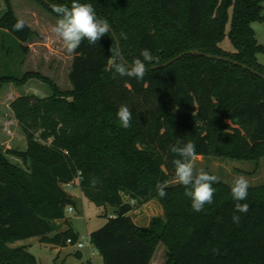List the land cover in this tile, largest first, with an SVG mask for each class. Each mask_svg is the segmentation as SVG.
<instances>
[{"label":"trees","instance_id":"obj_1","mask_svg":"<svg viewBox=\"0 0 264 264\" xmlns=\"http://www.w3.org/2000/svg\"><path fill=\"white\" fill-rule=\"evenodd\" d=\"M60 18L44 0H35ZM71 5L72 0H45ZM91 3L98 17L114 30L128 64L149 49L159 63L145 62L143 80L105 71L110 49L117 43L109 32L96 44L85 39L75 51L69 74L71 91L63 92L40 74L0 76L3 84L45 81L52 95L19 97L12 104L27 138L25 153H14L27 170L10 163L0 151V264H39L27 247L13 244L40 238L43 244L65 248L79 242L67 219L77 202L67 186L79 182L89 202L114 209L113 217L90 234L103 264H151L160 244L167 264H264V185L248 189L249 211L240 223L231 216L235 201L230 185L219 181L214 202L195 212L185 187L177 184L170 145L180 139L196 145V157L232 160L264 158V75L258 56L264 52L252 27L264 21V0H78ZM0 31L26 44L37 34L26 24L14 31L19 19L11 0ZM234 7L229 37L235 48L221 47L227 37L229 8ZM122 34L127 35L124 39ZM200 52L233 62L185 55L172 65L152 70L181 54ZM124 62L120 55L114 58ZM237 63V64H236ZM121 104L132 112L131 126H120ZM95 179V186L91 181ZM167 181V195H157L156 183ZM131 202L156 200L164 219L146 227L134 223ZM70 228L60 232L59 222ZM87 264H92L91 262Z\"/></svg>","mask_w":264,"mask_h":264},{"label":"rangeland","instance_id":"obj_2","mask_svg":"<svg viewBox=\"0 0 264 264\" xmlns=\"http://www.w3.org/2000/svg\"><path fill=\"white\" fill-rule=\"evenodd\" d=\"M11 3L16 16L23 19L37 36L32 42L26 44L29 52L24 55L21 43L10 36L7 38L0 31V76L22 77L26 73L40 74L41 77L56 84L61 91H71L69 74L75 52L67 53L62 40L51 31L58 18L50 15L35 0H11ZM5 12V0H0V20ZM228 14L227 37L221 47L228 52H234L235 48L229 37L234 15L233 6L229 8ZM252 27L256 39L264 47V21L254 23ZM258 59L261 64H264V52L258 56ZM52 93L50 86L40 79H31L25 85L3 84L0 80V151L10 163L22 170H27L28 165L14 153H25L28 143L26 135L15 118L12 104L19 97L35 95L45 98ZM193 163L197 170L203 168L210 174L217 175L219 181L228 185H231L234 177L238 175L247 177L252 187L264 185V158L241 161L224 157L197 156ZM172 184L178 183L173 181ZM68 193L77 202V207L74 213L67 216L70 218L71 226L79 234V242L87 243L83 250L77 245H68L61 249L55 245L43 244L40 238L19 241L12 247L26 246L39 264H86L88 262L100 264L102 256L91 244L90 234L102 228L108 219L113 217L114 209L100 208L89 202L82 195L79 182L69 189ZM124 199L125 202L134 206L130 216L138 226L146 228L153 220L164 219L165 213L158 201L153 200L145 205H139L131 202L128 197ZM78 252L84 255L83 259L77 257ZM168 253L167 247L160 244L151 264H167Z\"/></svg>","mask_w":264,"mask_h":264},{"label":"clouds","instance_id":"obj_3","mask_svg":"<svg viewBox=\"0 0 264 264\" xmlns=\"http://www.w3.org/2000/svg\"><path fill=\"white\" fill-rule=\"evenodd\" d=\"M52 7L60 18L56 21L51 31L62 40L69 54L74 53L85 39H87L89 44H96L111 31L109 22L97 16L91 3H80L78 0H72L70 6L60 4ZM12 27L14 31H23L26 23L23 19H17ZM122 35L124 39H127L126 34ZM110 52L114 58L120 55L119 48L110 49ZM140 56L143 59L136 58L130 65L124 62H117L114 58L109 59L104 70H114L121 77L127 76L138 81L143 80L148 71L145 62L155 61L159 63V58L154 57L147 48L141 50ZM116 116L121 127L127 129L131 126L132 112L126 104L119 106ZM170 151L179 157L173 161L175 181L185 187L184 194L191 199L192 210L195 212L204 211L205 205H211L214 202L213 198L216 189L213 184L219 182V177L215 174H210L203 168L196 169L193 161L197 153L196 145L193 141L189 140L185 143L178 139L176 144L170 145ZM91 183L95 186L97 181L93 179ZM155 187L160 198L166 197L167 181H158ZM230 187L232 198L235 201L231 219L234 224H239L241 219L239 214H246L249 211L250 206L247 203H240V201L247 199L250 182L244 175H238L234 177Z\"/></svg>","mask_w":264,"mask_h":264},{"label":"water","instance_id":"obj_4","mask_svg":"<svg viewBox=\"0 0 264 264\" xmlns=\"http://www.w3.org/2000/svg\"><path fill=\"white\" fill-rule=\"evenodd\" d=\"M44 2L49 5L50 7H52L53 5L50 4L49 2L45 1ZM53 8V7H52ZM111 28V27H110ZM110 33L113 35L114 39L116 40V43H117V48H119V51H120V57L121 59L124 61V63L128 64V62L124 59L123 55H122V52H121V46H120V43L118 41V38L114 32V30L111 28V31ZM185 55H195V56H205L209 59H215V60H219V61H227V62H233L231 59H228V58H225V57H221V56H213V55H207V54H203V53H200V52H188V53H184V54H181L179 55L178 57L174 58L173 60L169 61L168 63H165L163 65H160V66H157V67H153L152 70H157V69H161V68H166L170 65H172L173 63H175L176 61L180 60L181 58H183ZM237 64V63H236ZM245 69H248L250 70L252 73L260 76L261 78L264 79V75H261L260 73L254 71L253 69H250L246 66H243Z\"/></svg>","mask_w":264,"mask_h":264},{"label":"crops","instance_id":"obj_5","mask_svg":"<svg viewBox=\"0 0 264 264\" xmlns=\"http://www.w3.org/2000/svg\"><path fill=\"white\" fill-rule=\"evenodd\" d=\"M72 67V66H71ZM83 195V194H82ZM75 209V208H74ZM75 211V210H74ZM74 213V212H73ZM67 214H70V213H67ZM67 219H69L70 220V218L67 216ZM59 224L61 225V227H60V232H64V231H66V230H68L69 228H70V226L68 225V224H66V222L65 221H62V222H59ZM70 224H71V221H70ZM73 228V227H72ZM74 229V228H73ZM75 230V229H74ZM92 233V232H91ZM69 245V244H68ZM67 245V246H68ZM21 247V246H20ZM26 247V246H25ZM59 248H61V249H64V248H62V247H59ZM84 249V248H83ZM83 249H81V250H83ZM79 250V249H78ZM80 251V250H79ZM77 257H79V258H81V259H83V257H84V255L82 254V253H80V252H78V254H77ZM102 258V257H101ZM89 263V262H88ZM87 264V263H86ZM100 264H103V258H102V260H101V262H100Z\"/></svg>","mask_w":264,"mask_h":264},{"label":"built area","instance_id":"obj_6","mask_svg":"<svg viewBox=\"0 0 264 264\" xmlns=\"http://www.w3.org/2000/svg\"><path fill=\"white\" fill-rule=\"evenodd\" d=\"M73 187V184H71V185H68L67 186V189L69 190V189H71ZM74 212V208H72V207H69L68 208V210H67V213H73ZM68 244L69 245H72L73 243H72V240H68ZM86 242H78L76 245L80 248V249H83V248H85V246H86Z\"/></svg>","mask_w":264,"mask_h":264}]
</instances>
